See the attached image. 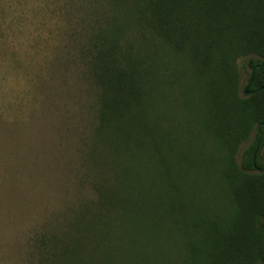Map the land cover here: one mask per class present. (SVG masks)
<instances>
[{"label": "trees", "instance_id": "16d2710c", "mask_svg": "<svg viewBox=\"0 0 264 264\" xmlns=\"http://www.w3.org/2000/svg\"><path fill=\"white\" fill-rule=\"evenodd\" d=\"M85 1L96 17L75 56L94 93L103 175L96 204L73 212L60 234L37 235L30 263L153 264L144 253L165 239L164 228L141 235L132 208L149 204L181 223L183 181L164 174L154 145L175 125L184 143L213 144L221 209L195 220L197 240L176 264H264V0ZM135 171L155 176L134 180Z\"/></svg>", "mask_w": 264, "mask_h": 264}, {"label": "rangeland", "instance_id": "374dc122", "mask_svg": "<svg viewBox=\"0 0 264 264\" xmlns=\"http://www.w3.org/2000/svg\"><path fill=\"white\" fill-rule=\"evenodd\" d=\"M88 2L0 0V264H31L37 235L49 230L60 234L73 212L97 202L103 148L95 137L94 93L75 56L86 20L96 17L97 6ZM237 63L244 87L248 69L244 60ZM162 130L163 144L154 145L163 153V172L183 181L181 197L189 204L179 225L173 224L174 215L149 204L132 208L133 221L135 230L149 239L162 226L165 239L144 255L153 264H176L184 246L197 240L195 220L221 211L215 205L216 150L194 138L184 143L185 133L175 125ZM253 141L254 135L238 158ZM135 155L129 159L138 164ZM128 176L149 179L155 173Z\"/></svg>", "mask_w": 264, "mask_h": 264}, {"label": "water", "instance_id": "95a60500", "mask_svg": "<svg viewBox=\"0 0 264 264\" xmlns=\"http://www.w3.org/2000/svg\"><path fill=\"white\" fill-rule=\"evenodd\" d=\"M259 67H261V65H259V66H255V68H259ZM260 133H259V139H260ZM256 153V152H255ZM255 153H254V156L253 157H255ZM254 159V158H253ZM254 161V160H253Z\"/></svg>", "mask_w": 264, "mask_h": 264}]
</instances>
